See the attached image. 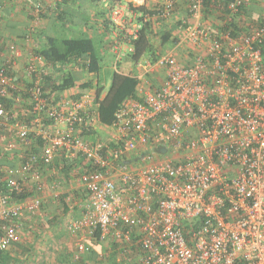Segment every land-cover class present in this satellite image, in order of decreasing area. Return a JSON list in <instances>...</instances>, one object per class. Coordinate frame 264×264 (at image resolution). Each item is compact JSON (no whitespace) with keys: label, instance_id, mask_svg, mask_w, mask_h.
<instances>
[{"label":"built area","instance_id":"built-area-1","mask_svg":"<svg viewBox=\"0 0 264 264\" xmlns=\"http://www.w3.org/2000/svg\"><path fill=\"white\" fill-rule=\"evenodd\" d=\"M177 3L172 45L185 58L172 49L135 62L144 83L105 140L83 135L98 123L94 94H47L43 78L58 66L10 44L0 50V160L17 157L0 162V254L39 211L44 167L65 158L80 160L87 200L68 226L78 252L98 236L119 243L117 264H264V0H163L152 12L113 3L114 64ZM11 56L24 57L20 79ZM157 65L159 78L145 76ZM14 90L31 105L27 119L5 103Z\"/></svg>","mask_w":264,"mask_h":264},{"label":"crops","instance_id":"crops-1","mask_svg":"<svg viewBox=\"0 0 264 264\" xmlns=\"http://www.w3.org/2000/svg\"><path fill=\"white\" fill-rule=\"evenodd\" d=\"M110 1L0 0V49L10 44L17 51H20L23 56L27 50L34 49L39 43L41 44L47 35L54 36L58 34L66 38H73L83 33V35L92 37L98 42L97 48L102 55L108 54L106 53L105 43L109 42L111 36V26L107 19L111 6ZM162 1L117 0L112 2V4L120 3L125 8L133 10V8L128 6V3H131L135 7H143V10H135V12H152ZM37 4L40 5V9L36 11L35 6ZM182 6L183 3H177L175 9L181 10L175 11L169 20H157L156 24L153 25L154 34L161 33V28L170 34L167 43H170L171 46L166 48L165 52L162 50V54L173 49L179 58H185L184 47L174 48L172 44L177 40V36L181 34L178 26H176L175 18L181 16L182 13L184 14ZM162 24L166 25V27H161ZM28 33L31 36L26 38ZM20 59V57L14 58V72L19 79L23 75V67L18 63ZM141 59L149 60L146 56ZM118 64H120L121 68L118 69L114 66L115 70L123 74L134 75L137 79V84L144 83L142 79L143 70L136 67L135 63L123 58L118 61ZM71 65L73 67L71 70L77 72L80 70L77 68L79 62L74 65L73 61ZM151 69L152 71L145 73V76L152 80L159 78L165 71L164 67L159 65ZM87 75L89 80H93L91 82L95 84L94 86L82 89L80 85L84 79L78 78L74 85L65 89L62 94L77 95L83 91H90L96 96L95 89L102 86L100 94L102 97L110 81L107 82L104 76L100 77L99 72H87ZM102 80L104 83L98 85ZM152 80H149V82H154ZM13 92L15 93V90ZM9 97L11 99L12 112L16 115H24L25 109H18L19 104H22V98L19 96L15 97V95L12 96V94ZM101 126L106 127L104 125ZM10 138L11 135L7 132L1 136V142ZM16 161L17 157L11 160L4 157L0 160L4 164H14ZM80 163V160L64 158L62 161L55 160L49 166L44 167L43 177L46 190L42 196V205L37 214L26 215V220L19 230L18 241L0 254V264H117L118 242H113L110 239L101 241L89 239L87 242L89 251L78 252L76 240L69 231V223L81 216L87 202L86 193L76 176V168L80 167ZM61 164L63 165L62 167ZM59 169L65 171L66 176L62 180L59 175ZM130 256L132 257L131 254Z\"/></svg>","mask_w":264,"mask_h":264},{"label":"trees","instance_id":"trees-1","mask_svg":"<svg viewBox=\"0 0 264 264\" xmlns=\"http://www.w3.org/2000/svg\"><path fill=\"white\" fill-rule=\"evenodd\" d=\"M114 1L117 0L110 1L111 6L112 2ZM223 1L229 2L232 0ZM128 6L130 8H133V10H143L142 6L135 7L131 3H128ZM251 10L253 9H250L249 12H251ZM31 31L33 32V30ZM169 35L170 34L168 31H162L159 34H154L152 24L147 22L143 25L141 30H139L138 36L131 41L133 50L131 52L126 53L121 59L127 58L133 63H135L142 57L146 56L147 59L153 62L157 58H159L160 55H162V47L169 41ZM27 36L30 37L31 34L28 33L26 34V38ZM108 43L109 42L105 43L107 49H109ZM97 44L98 42L94 38L89 37L85 34L83 35V33L73 38H66L58 34L54 36L47 35L44 37V41L41 44L39 43L36 48L27 50L25 53L31 51L37 55H40L41 57H43L46 63L56 67L58 66V71L62 73L64 72L60 76L58 81L56 80V82L54 81L53 74L43 78V90L46 91L47 94L51 95L54 93L58 97L62 95V92L65 89L72 87L75 81L78 79L77 75L74 74V70H71V63L73 61L74 65L79 62L80 68L82 70L84 69L85 72H99L102 54L98 50ZM3 49L4 48L0 50ZM10 58L11 60H13L15 57L11 56ZM94 85L95 84H92L91 81H86L83 82L80 86L82 89H87ZM136 86L137 79L134 75L123 74L115 70L112 72L109 85L105 94L102 97L100 94L102 92L103 87L101 86L95 89L97 98L96 116L97 121L100 125L109 126L112 124L114 120L115 111L117 110L121 102L126 98L136 97ZM11 94L12 96L15 95V97L18 96V94L14 93L13 91H11ZM9 96L4 99L6 105L8 106H10L11 100ZM20 98H22V104L20 103L19 106L28 104L27 109L25 110L29 111L31 105L29 104L27 97L25 96ZM24 115H29V112L25 113ZM83 135H88L91 138H94L96 134L93 129L90 131H84ZM94 239L97 241L98 236ZM86 251H89V248Z\"/></svg>","mask_w":264,"mask_h":264},{"label":"rangeland","instance_id":"rangeland-1","mask_svg":"<svg viewBox=\"0 0 264 264\" xmlns=\"http://www.w3.org/2000/svg\"><path fill=\"white\" fill-rule=\"evenodd\" d=\"M161 27H166V25H164V24H162L161 25ZM161 31H163L162 30V28L160 29V32ZM170 43H167V44H164L163 45V47H162V50H163V52H165L166 51V48H170ZM168 50V49H167ZM162 52V53H163ZM106 53H108V54H105V55H102V59H101V62H100V70H99V76L100 77H105V80L107 81V82H109L110 81V79H111V75H112V72L115 70V67L114 66H116L118 69H120L121 68V66H120V64H116V65H114V55H113V53L110 51V49H107L106 50ZM21 59H20V61H18V63H20L21 64V67H23V60H24V57H20ZM17 64V63H16ZM73 68V67H72ZM77 68L78 69H80V70H78V72L77 71H74V74H76L77 75V77L78 78H80V79H84V80H82V82H88V81H93V80H89V76L87 75V72H85V70L83 69H81L78 65H77ZM64 73V72H63ZM62 72H60V71H58V69L57 70H55L54 71V74H53V76H54V81L56 82V80L58 81V79L60 78V76L63 74ZM104 83V81L102 80V82H100L99 84L100 85H102ZM98 84V85H99ZM20 105V104H19ZM27 105L28 104H24V105H22V106H18V109H27ZM27 116V115H26ZM26 116L25 115H19V117H20V119H22V118H25V119H27L26 118ZM94 131H95V136L97 137V138H99V139H107L109 136H110V132H109V130L106 128V127H103V126H101L99 123H97L96 125H95V127H94ZM63 165L61 164V167H62ZM60 170V173H59V175H60V177H61V180H62V178H65V171L63 170V169H59Z\"/></svg>","mask_w":264,"mask_h":264},{"label":"water","instance_id":"water-1","mask_svg":"<svg viewBox=\"0 0 264 264\" xmlns=\"http://www.w3.org/2000/svg\"><path fill=\"white\" fill-rule=\"evenodd\" d=\"M161 151H164V148H162Z\"/></svg>","mask_w":264,"mask_h":264}]
</instances>
